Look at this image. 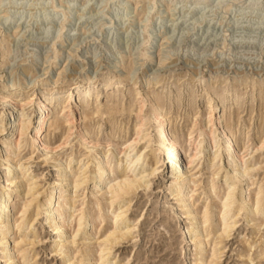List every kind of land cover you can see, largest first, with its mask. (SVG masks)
<instances>
[{
    "label": "rangeland",
    "instance_id": "374dc122",
    "mask_svg": "<svg viewBox=\"0 0 264 264\" xmlns=\"http://www.w3.org/2000/svg\"><path fill=\"white\" fill-rule=\"evenodd\" d=\"M150 49L151 52L147 54ZM125 51L128 54L126 60L120 62ZM145 54L151 58L147 60ZM59 75L63 80V90H66L67 84H77L89 79L94 86L92 90L99 91L97 100L101 104L111 103V92H117V89L109 90L104 84L129 76L120 86V96L115 100L126 106L127 112L116 113L111 125L121 124L122 130L130 135L136 120L143 117L141 123L144 130L140 134L147 133L146 139L153 138L155 128L150 116L146 115L151 109L147 94L160 93L165 102L167 101L165 108L168 112L169 131L183 128L179 132L181 140H184L186 132L193 128V124L196 133L199 122L205 119L209 90L216 91L227 81L230 86L236 80H239V85H244L254 76L260 79L259 84H264V0H0V91L5 85L17 83L24 88L33 82L55 80ZM209 76L213 80H209ZM147 77H150L149 83L145 82ZM158 77L163 78L160 86L156 83ZM203 77L206 79L203 80ZM176 80L178 83L174 85ZM190 81L195 86L186 91ZM105 88L108 90L106 95L103 91ZM177 91L184 92L178 102L174 98ZM38 92L39 89L36 91V88H32L25 91L22 98L27 95L34 97ZM130 93H136L138 98L131 97ZM191 94L196 96L197 102L190 107L188 101ZM20 97L17 100L22 99ZM246 99L249 102L240 111H244L243 115L247 114L242 119L248 122L253 108L260 111L261 101L260 96L256 99L249 96ZM142 104H145L144 112L136 118V109ZM2 107L0 104V111ZM17 110L20 111V107ZM33 111V105H28L23 110L26 116H33ZM55 114L53 112V116ZM73 115V122H61L62 128L59 131L54 130V134L51 130L47 139L52 146L65 139L66 143L56 148L53 154L62 159L72 156L75 159L73 164L84 159L75 165L77 169L88 160L89 154L79 143L77 134L87 124L92 125L94 122L82 121L76 112ZM63 117L60 116L61 119ZM94 119L95 122H102L99 116ZM260 120H255L261 124L260 129L257 125L254 128L244 127L248 133L245 142L260 135L264 118ZM68 126L72 127L70 132L67 131ZM109 129L110 126L104 124L97 133L101 139L99 149H116L110 138L105 136ZM6 136L8 135H4V138ZM96 137V132L92 133L91 138L95 140ZM4 138H0V141ZM241 141L242 136L239 143ZM24 143L22 149H25L17 158L31 161L30 176L37 178L36 186L43 194L42 191L54 181L56 172L52 163L43 161L37 152L31 154L32 147L27 141ZM3 145L0 147V156L4 150ZM152 147L153 144H150V148ZM186 150L187 154L191 151L187 147ZM254 150L251 161L258 168L255 182L261 184L264 183V153L263 150ZM160 155L157 152L155 158ZM147 158L143 162L144 167L148 165L149 157ZM203 162L201 160L200 169ZM1 175L0 171V177ZM161 175L166 181L170 175L168 168ZM193 178L198 183L196 196L198 195L199 201L196 204L200 207L208 201L204 189L209 174L202 168ZM216 180L219 181L220 178ZM161 182V177L152 178L148 190L139 189L120 205L115 204L116 207L130 204L127 220L133 221L143 211L144 215L139 225L130 232L129 236L132 238L128 236L127 240L112 249L107 257L108 264H199L197 256L194 255V246L183 237L184 231L191 225L190 221L177 202L167 196L168 191L159 187ZM84 189L76 193L78 201L71 210L86 206L82 202L88 201L92 194L87 187ZM64 191L62 189L63 193ZM15 194L17 195L16 192ZM12 198H8L11 203L24 201L22 197ZM131 198V202H128ZM263 213L257 220L262 223L260 228L246 220L241 221L230 237L219 245L225 248L221 249L220 259L216 264H247L244 261L248 257L247 245H254L250 251L252 262L249 264H264ZM12 216H17L16 209H13ZM39 220L40 217L30 229L25 230L29 239H35L34 244L27 242L25 246L28 247L27 264H68L64 262L63 255L51 253L50 250L55 248L54 234L48 225L43 226ZM96 220L93 221L96 227L89 226L85 230L87 236L79 235L76 247H72L76 250L72 252L74 259L82 260L83 264H89L90 259L97 260L94 252L99 244H88L92 242L88 235L93 233L100 236L103 227L108 225V221H105L103 227H99L102 226L99 218ZM72 222L74 225L75 221ZM212 236L214 235L210 239ZM72 248L69 250L72 251ZM86 250L90 252L88 255L84 253ZM2 256L0 248V264H8Z\"/></svg>",
    "mask_w": 264,
    "mask_h": 264
},
{
    "label": "bare ground",
    "instance_id": "6f19581e",
    "mask_svg": "<svg viewBox=\"0 0 264 264\" xmlns=\"http://www.w3.org/2000/svg\"><path fill=\"white\" fill-rule=\"evenodd\" d=\"M150 52L151 49L146 53ZM147 54L145 56L148 60L151 56ZM127 55L126 51L123 52L120 62L125 61ZM60 76L49 82H33L24 88L17 83L5 85L0 91V104L3 105L0 111V138L8 135L7 138L2 139V142L0 141V147L4 144V150L1 151L0 156V171L2 172L0 177V198H2L0 199V248L2 257L6 259L5 262L27 264L28 247L25 246L27 242L33 243L35 239H29L25 230L30 229L40 217L41 224L48 225L54 234L55 248L50 250L51 253L63 255L64 262L68 264H83L82 260L74 259L75 255H72V252L76 250L72 247L75 246L79 235L87 234L85 230L89 226L90 228L96 227L93 221L99 218V223L102 225L99 227H103L105 221H108V225L105 224L107 227H103L100 236H95L93 233L88 235L90 236L89 241H92L88 244H99L94 252L97 260L90 259L89 264H108L107 257L112 249L130 237V232L139 225L144 215L143 211L133 221L127 220L130 204L126 203L118 207L115 204L120 205L139 189L148 190L152 178L157 177H161L162 180L159 187L168 191L167 196L177 202L176 204L181 207L183 214L190 221L191 225L186 228L183 237L187 243H192L194 246V255L197 256L199 264L218 262L221 249L225 248L219 245L230 237L242 220H246L253 226L262 225L257 220L264 212V183L255 182L258 168L251 160L253 149L255 152L263 150L262 153H264V127L261 133L259 131L260 135L245 142L246 135L248 136L245 128H254L257 125L260 129L261 124L255 120L264 118V84H259L260 79L254 76L249 83L244 85H239V80H236L233 86L227 84L226 80L227 83L216 91L209 90L210 97L206 98L204 111L205 119L199 122L198 132L194 133L195 124H193V128L186 132L185 139L181 140L180 129L172 132L168 129L169 119L165 108L167 101L165 102L160 93L147 94L151 109L146 115L150 116L155 128L153 138L146 139L147 133L146 135L140 134L144 130H142L143 124L141 123L143 117L136 120L133 133L130 135L122 130L121 124L111 125L116 118L114 117L116 113L127 110L126 106L115 100L120 96V86L129 79V76L104 84L109 90L117 89V92H111L113 93L111 94L112 102L105 104L98 103L99 91L92 90L94 86L89 79L77 84H67L69 87L66 86V90H63L61 85L63 80ZM211 77L209 76L208 79L213 80ZM205 79L203 77V80ZM156 80L157 86H160L163 78ZM149 81L150 77H147L145 82L149 83ZM192 82L187 84L186 91L195 86ZM251 82H253L252 86ZM177 83L178 80L174 85ZM32 88H36V91L39 89L40 92L34 97L27 95L22 98V94ZM106 89L103 90L105 95L108 94ZM183 91H177L178 93L174 95L177 102L182 99ZM19 96L22 99L17 100ZM130 96L138 98L136 93H130ZM249 96L255 99L260 96L261 109L258 112L253 108L250 111L248 122H245L242 117L247 114L243 115L244 111L240 109H245L246 103L249 102V99L246 101V97ZM195 98L196 96L192 95L189 99L190 107L197 102ZM28 105L34 106L33 116H26L23 112ZM144 105H139L138 108L136 106V118L144 112ZM17 107H20V111ZM53 112L56 113L54 116ZM75 112L82 121L92 120L94 122L92 124L90 121L92 125L85 123L87 124L84 125L85 128L77 134L79 143L89 153L88 160L77 169L75 165L84 159L73 164L75 159L72 156L62 159L59 155L53 154L56 148L66 143L65 139L56 146H52L51 141L47 139L48 133L51 130L53 134L54 130L59 131L63 122L65 124L73 122ZM60 116H64V119ZM98 116L102 118V122H95L94 117L98 118ZM104 124L110 126L105 136L110 138L116 149L112 145L113 149L98 148L101 139L97 133L100 132V128L102 130ZM243 128L244 133H242ZM71 130L72 127H69L67 131ZM95 132L97 137L94 140L91 135ZM241 136L242 144L239 143ZM25 141L32 147L31 154L37 152L43 161L52 163L56 172L54 181L42 191L43 194L36 186L37 178L30 176L31 161L26 158L25 160L17 158L25 149H22ZM150 144L154 147L150 148ZM251 145L253 147L250 148ZM186 147L191 150L188 154ZM157 152L161 155L155 158ZM147 157L150 163L148 162V165L144 167L142 165ZM201 160H204L202 168L206 169L209 174V180L204 189L208 201L197 207L198 183L193 176L202 169H200ZM165 168H168L170 172L166 181L161 175ZM11 175L13 177L9 178L8 176ZM218 178L220 182L216 180ZM84 187H87L92 194L88 201L82 202L86 206L71 210V207L75 206L78 201L76 193ZM62 189L65 190L64 193ZM10 197H13L12 199L22 197L24 201L16 199L18 204L11 203L8 200ZM131 200L132 198L128 202ZM13 209H16V217L12 216ZM72 221H75L74 225ZM215 226L218 228L215 229ZM212 234L214 236L210 239ZM253 246L247 245L248 257L244 260L247 264L252 262L250 251ZM71 248L72 251L69 250ZM88 251L84 252L85 255L90 253Z\"/></svg>",
    "mask_w": 264,
    "mask_h": 264
}]
</instances>
